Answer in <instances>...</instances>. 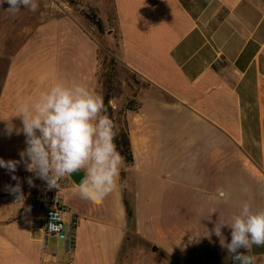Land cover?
Instances as JSON below:
<instances>
[{"label":"crops","instance_id":"1","mask_svg":"<svg viewBox=\"0 0 264 264\" xmlns=\"http://www.w3.org/2000/svg\"><path fill=\"white\" fill-rule=\"evenodd\" d=\"M7 5L0 6V160L17 163L15 171L0 167V264H186L203 241L234 264L213 228L245 201L264 209V0H111L106 23L101 18L111 37L91 12L69 4L63 13L47 4L54 13L43 18L39 8L35 20L25 9L7 17ZM107 50L147 88L110 98L112 109H125L133 159L124 158L116 189L94 202L79 197L71 175L61 178L65 222L77 219L70 254L60 237L45 235L29 199H11L30 163L21 158L18 106L58 81L104 99ZM222 232L230 242V228ZM51 239L58 249L49 250ZM239 252L264 264V246Z\"/></svg>","mask_w":264,"mask_h":264},{"label":"clouds","instance_id":"2","mask_svg":"<svg viewBox=\"0 0 264 264\" xmlns=\"http://www.w3.org/2000/svg\"><path fill=\"white\" fill-rule=\"evenodd\" d=\"M4 3L9 5L5 11L11 16L22 7L33 13L39 8L37 0H0V6ZM106 111L103 97L80 83L58 81L32 102H21L17 116L23 126L16 132L26 138L21 158L30 161L26 162L27 170L45 180L50 188H58L59 179L83 170L85 175L75 189L79 197L94 202L105 199L116 189L124 163L115 143V125ZM12 130L9 125V133ZM259 147L264 151V142ZM16 163L0 160V167L15 171ZM224 227L231 230L230 242L225 240ZM213 231L234 262L254 264V257L239 249L248 253L253 245L264 246V209L253 210L245 201L240 214L233 215L230 222L219 218Z\"/></svg>","mask_w":264,"mask_h":264},{"label":"rangeland","instance_id":"3","mask_svg":"<svg viewBox=\"0 0 264 264\" xmlns=\"http://www.w3.org/2000/svg\"><path fill=\"white\" fill-rule=\"evenodd\" d=\"M39 4V8H43L42 14L43 18L49 17L51 13H54L53 10L50 9V6H47V4L50 3H58V9H56L58 13H63V11L66 9L63 4H69L71 7L75 8V11L78 13H84L85 15H89V12H91L92 15H96L99 20L101 18L106 23V8L104 7L105 4L111 6V0H37ZM97 2L100 3V13L97 8ZM105 3V4H104ZM9 7V5H7ZM38 8V9H39ZM56 8V7H53ZM24 9L21 8L22 12ZM26 12H29V16L31 19L35 20V17L37 16L38 10L33 13L28 9H25ZM2 13V12H0ZM7 17H12L8 12ZM26 17H28L26 15ZM90 17V16H89ZM91 18V17H90ZM103 25V24H102ZM111 29V30H110ZM110 30V32H109ZM104 35H107V33H111L109 37L114 35V29L112 27H108L107 25L104 26L103 29ZM106 65H105V85L104 87L106 90L101 88L99 93L105 95H108L111 99H123L124 96L127 94V96L131 93H135L137 95V92L140 89L147 88V84L141 80H136L133 77V74L122 64L119 62L118 59L114 55H111V52L107 50L106 53ZM132 91V92H131ZM104 95V96H105ZM113 110V123L115 125V129L118 132V134H121L124 132V119H123V113L124 108L120 107L118 109H112ZM68 227L69 225L66 224ZM60 243V242H59ZM141 243V242H137ZM62 245V244H61ZM61 245L59 247H61ZM58 249V242L55 239L50 240V248L49 250H56ZM195 254L192 256V258L187 262L186 264H227L226 262V256L222 254L219 251H216L213 249L209 243L203 241L200 243L196 250L194 251ZM126 256V255H125ZM154 264H158L157 261L153 262Z\"/></svg>","mask_w":264,"mask_h":264},{"label":"built area","instance_id":"4","mask_svg":"<svg viewBox=\"0 0 264 264\" xmlns=\"http://www.w3.org/2000/svg\"><path fill=\"white\" fill-rule=\"evenodd\" d=\"M64 198L65 189L61 179L58 180V188H50L47 182L40 179L34 172L25 173L11 195L14 203H26L29 199L30 206L44 216L45 235L60 237L64 241L66 251L72 254L77 246V219L72 216L69 226H66L65 214L68 209L64 205ZM53 214L58 218L53 219ZM43 246L46 250L48 247L46 239ZM53 256H57V252L53 253Z\"/></svg>","mask_w":264,"mask_h":264},{"label":"trees","instance_id":"5","mask_svg":"<svg viewBox=\"0 0 264 264\" xmlns=\"http://www.w3.org/2000/svg\"><path fill=\"white\" fill-rule=\"evenodd\" d=\"M91 20L98 26L99 30L101 32H103V25L101 20H99L97 18L96 15H90ZM104 105L105 108L107 109L106 111V115H108V117L113 120V110L112 107L110 106V97L108 95H106V97L104 98ZM131 105H129L128 108H130ZM116 131V129H114ZM117 136L115 139V143L117 144V149L118 151L122 154V156L125 158L127 163H131L133 161L132 159V154H131V149H130V143H129V139H128V135L127 132H122L121 134H118V132L116 131ZM125 206L127 209V214L129 217V221L131 222L133 219V211L131 209V205L128 202V200L125 198Z\"/></svg>","mask_w":264,"mask_h":264},{"label":"water","instance_id":"6","mask_svg":"<svg viewBox=\"0 0 264 264\" xmlns=\"http://www.w3.org/2000/svg\"><path fill=\"white\" fill-rule=\"evenodd\" d=\"M85 174H83V172H81L80 170L78 172L72 173L71 174V179L77 184L79 185V183L81 182V180L83 179ZM234 264H237V262H234Z\"/></svg>","mask_w":264,"mask_h":264}]
</instances>
